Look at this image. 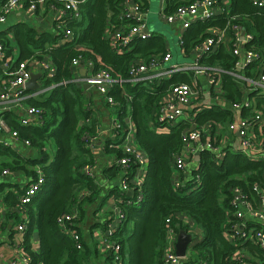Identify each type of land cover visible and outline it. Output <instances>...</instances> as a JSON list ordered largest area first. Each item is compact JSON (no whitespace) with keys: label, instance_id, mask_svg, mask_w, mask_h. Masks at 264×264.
Here are the masks:
<instances>
[{"label":"trees","instance_id":"1","mask_svg":"<svg viewBox=\"0 0 264 264\" xmlns=\"http://www.w3.org/2000/svg\"><path fill=\"white\" fill-rule=\"evenodd\" d=\"M7 1L0 0V8ZM34 1L37 0H24V7L28 8ZM66 1L45 0V5L63 9ZM126 1H82L78 5L77 15L73 11H66L51 32L39 33L26 24L17 25L12 30L20 48L19 61L33 57L41 60L43 55H47L56 68L54 76L45 79L40 89H47L41 94L50 92L47 99H39V94L28 100L29 104L44 110L41 125H19L17 117L7 113L12 128L18 131L22 141L30 142L31 150H37V157L0 147V172L4 168L23 170L34 180L37 177L36 167H41L43 172L42 189L38 197L26 206L28 224L23 240L24 251L31 257V264H163L167 220L170 219L176 231H187L193 236L190 245L194 252L186 258V264H233L235 262L231 261V256L241 245L232 243L225 235L232 226L230 223L236 221L230 214L233 192L236 187H241L256 200L253 186L260 184L264 187V160H252L244 153L229 148L224 150L225 155L219 160L217 153L206 150L200 154L197 167L191 174L186 171L176 173L172 157L183 149V138L187 131L192 128L205 130L218 146L220 135H216V130L234 120V111L227 104L212 102L195 114L193 122L188 119L169 125L158 122L157 112L171 87L180 83L193 84L192 72H176L170 77L147 82L115 84L110 90L115 106L100 95L119 121V127L114 128L115 139L105 146L106 152L116 157L106 171L109 179L115 181L109 194H103L96 176H88L84 171L86 165L92 168L96 165L91 145L97 135L98 119L86 112L88 97L86 89L77 83L79 72L72 66L73 60L83 56L84 60L94 63L95 72L107 70L114 78L127 79L131 64L148 63L168 52L167 44L159 34L135 41L132 49L123 53L112 46L108 30L110 26L121 24ZM134 1L142 12L150 7V0ZM165 1V13L170 14L194 0ZM232 1L231 14L225 15L219 26H241L247 34L253 35L251 45L264 54V7L256 6L252 0ZM211 19L198 20L197 28L208 27ZM66 34H70L72 40L62 42ZM208 37L200 38L186 33L182 39L184 53L192 54ZM0 42L6 45L8 54L13 55L7 34L0 35ZM237 60L232 52L220 48L212 56H203L200 63L221 67V95L225 103L232 107L249 97L252 106L243 109L242 114L252 115L254 104L257 109L264 110V95L252 90L246 97L236 76L230 73L236 72ZM243 72L245 76L254 78L260 70L254 64L244 68ZM129 117L135 130L136 145L149 159L142 185L144 200L140 205H121L125 219L111 235L112 240L120 245V250L117 253L113 250L102 251L98 241L87 243L82 231H85L83 225L90 232L93 228L104 229L107 220L99 219L94 227L84 220L94 203H98L96 214L109 197L124 199L131 196L130 192L122 189L120 179L125 169L116 162L124 155L121 145L129 133ZM137 171L138 165L133 163L128 170L132 185ZM178 181H181L180 185L176 186ZM45 192H49L46 197ZM132 195H137V189L134 188ZM10 198L15 205L21 202V196L11 194ZM73 211L78 212V218L67 223V228L77 230L80 240H74L60 227L62 216ZM22 221L19 217V223ZM191 223L199 230L192 231ZM36 229L40 236V252L33 248ZM241 247L259 251L256 244L247 243Z\"/></svg>","mask_w":264,"mask_h":264},{"label":"built area","instance_id":"2","mask_svg":"<svg viewBox=\"0 0 264 264\" xmlns=\"http://www.w3.org/2000/svg\"><path fill=\"white\" fill-rule=\"evenodd\" d=\"M85 0H67L65 8L61 9L62 14L66 11H73L75 15L78 12V5ZM258 7L264 6L263 0H252ZM216 3V0H194L189 5L179 6L173 13L166 14L167 21L173 23L179 19L185 20V18H197L200 21L208 20L212 17V6ZM46 4L45 0H37L32 2L28 9L31 12H36L40 7ZM24 0H8L0 8V24L6 23L9 16L19 8L24 7ZM144 13L140 11L139 4L134 0H127L123 14L121 16V26H110L108 30V38L112 46L119 52L123 53L126 50L132 49V44L139 40H146L153 36L149 32L147 24L144 21ZM125 23V24H124ZM189 19L184 21V28H188L191 25ZM60 27V26H59ZM234 37H233V53L237 56L236 62L237 69H240L247 65L257 64L260 72L257 75V79L245 76L246 83L256 85L255 88H251L254 91L259 92L260 95H264V54L258 51L251 42L254 40L253 35L247 34L244 29L239 25H233ZM70 34H66L69 38ZM221 42V36H211L206 38L202 44L197 48L198 54L196 55L195 64L192 67L187 66H171L166 68V64L173 58L170 52H167L163 57L153 58L148 63L140 62L133 63L129 68V77L124 79L123 77L114 78L112 74L107 70L94 71V63L89 60H84L83 56L75 58L72 62V66L77 72L80 68L90 69L89 76L85 78L87 84L94 86L99 94L112 106H115L114 98L110 95V90L115 84L122 85L126 81L132 83L147 82L154 79H161L170 77L176 72H191L196 70L198 73L206 74L211 84H221L220 73L222 69L212 66H204L200 63L203 56L213 55L217 51L218 44ZM47 58H49L47 56ZM45 58L44 60L28 59L24 61L15 60L13 55L8 54L6 45L0 42V144L6 148H16L14 143H21L26 147L30 146L29 141H22L17 130L13 129L10 125L7 113L17 115V112H23L24 117L19 118V125L22 126H39L42 124L44 110L40 107H36L28 103V100L38 97L39 94L44 93L47 89L37 90V92L30 93L27 91V83L31 80L35 73L33 63L39 64V69L43 71L42 85L45 79L52 78L55 74L56 68L54 65ZM232 75L237 76L235 72H230ZM67 82H63L66 84ZM55 86V85H54ZM51 86V87H54ZM195 84L180 83L174 84L170 92L163 99V102L157 112L158 122L164 125L176 124L181 120H191L193 122V116L189 112V108L192 104V99L197 92H195ZM235 108L246 107L250 108L251 104L245 102L243 104L236 103ZM254 118L250 119L244 117V119L237 125V131L240 136L241 152L248 158L256 160L251 155L254 142L252 138V132L254 128L264 120L263 113L258 112ZM182 118V119H180ZM129 122V121H128ZM11 123H14L11 121ZM129 133L124 137L121 148L123 150V156L117 159V163L123 167L124 174L121 177V186L124 192H130L131 196L126 198L115 199L118 207L117 223L118 226L125 219V213L121 205L133 206L140 205L144 200V192L142 185L144 182L145 174L138 172L147 166L148 160L144 153L131 144L134 139V128L132 123L129 122ZM119 127V121L114 120V128ZM9 139V140H6ZM95 138H93L94 140ZM92 140V142H93ZM183 149L173 155V163L177 174L183 172L188 166V162L200 155L206 150H211L217 153V158L221 160L225 153L219 150V147L214 143L210 135H206V131L202 129L192 128L184 134ZM114 147V146H113ZM262 159V158H261ZM260 159V160H261ZM264 160V159H263ZM135 163L138 165V174L131 184V178L128 173L130 166ZM37 177L26 188L25 193L21 196V202L18 204L19 208L24 212V219L16 229L18 235H25L28 216L26 213V206L30 204L39 194L44 183L43 172L41 167H37ZM85 173L88 176L94 177L95 173L90 165H86L84 168ZM4 174H8L5 170ZM181 181L176 183V186L180 185ZM137 189V195H132L133 190ZM253 190L256 194V200L250 197V194L246 193L241 187H236L231 199L232 210L230 214L236 218L235 223L231 224V227L225 232L226 237L232 242L240 244H256L259 248L257 258H252L250 253L242 250H237L231 256L233 264H264V187L260 184H255ZM244 210H247L249 214L255 217L261 225L255 227H249L246 224L244 218ZM78 218V212L73 211L65 214L60 219V227L68 234H70L74 240H80L81 236L77 230L73 228H67V223L74 222ZM168 221L167 237H166V249L165 254L162 257L163 264H179L182 260L176 253V243L179 232ZM117 231V226H111L109 230L102 234L101 237V250L108 251L113 250L119 252L120 245L113 241L111 235ZM119 257L117 256V259ZM22 264H31V257L28 254H24ZM205 264V263H204Z\"/></svg>","mask_w":264,"mask_h":264},{"label":"crops","instance_id":"3","mask_svg":"<svg viewBox=\"0 0 264 264\" xmlns=\"http://www.w3.org/2000/svg\"><path fill=\"white\" fill-rule=\"evenodd\" d=\"M156 1L157 0H150L149 9L146 12H143L145 17L144 21L147 24L149 32H151L152 34H159L164 38L167 44L168 52H170L173 56L170 62H172L174 59L173 50L171 49L172 45L170 41V35H173L175 37L174 45H179L181 47V50L183 52L182 56L184 59L191 57L196 59V55L199 52L195 50L190 55L184 53V49L182 47V39L185 37L186 33L191 36L198 35L200 38L204 37L205 35L209 37H211L212 35L213 36L220 35L221 42L218 44L217 51L218 49L222 48L225 50H229L230 52H232V54H234L233 53L234 24H230L225 28L219 26L220 22L225 18V15L229 16L231 14L230 12L232 8V2H233L232 0H216V3L212 6L213 15L211 17L212 19L210 20L211 24L208 27L197 28L196 22L199 20L198 17L185 18V20L189 19L192 22L191 25L188 27L190 28L192 26L189 30L188 28H184L183 24L185 20L183 19H179L173 23L167 21L165 17L166 1L165 0H159V2ZM153 3H155L156 5L159 4V8L156 9L154 14L151 16L152 17L151 20L149 19V12L152 9ZM63 16L64 14H62L61 9H58L51 5H44L40 7L36 12H31L28 8L22 7L14 11L9 16L6 23L0 24V35L2 34L8 35L13 48L12 54L14 57L17 55L19 59L21 54L20 48L16 39L13 36V31H12L15 26L20 24H26L36 29L39 33L51 32L55 29L56 24L60 23ZM243 19H247V18L243 17ZM157 20H160V22ZM120 23L121 24L119 26L122 25V22ZM165 23L170 24L169 30L166 28ZM65 40L68 41L72 40V36H69V38L66 37V39H64L62 42H65ZM216 52H214L213 54H215ZM43 56H44L42 58L43 60L47 58V55H43ZM31 59L40 62V60L35 57ZM47 59L49 62L52 63V59L50 57ZM33 64L35 70L34 74H41V78L38 80V84H40V87L37 90H39L42 86V77L44 76V73L42 70L39 69L40 68L39 64L35 62ZM181 66L192 67L193 65L184 64ZM247 66H244L240 69H237L236 67V72H235L236 74H238L236 78L242 89L245 91L246 97L248 95L247 93L252 92V89L255 88L256 86L249 83L247 84L244 79L246 74H244L243 70ZM215 67L221 69V67L219 66H215ZM81 70H86L85 74H82ZM90 72H91L90 69H88L87 67L80 68L78 73L77 83L81 84L86 89V95L88 97L86 102V106H87L86 112L88 113L90 112L91 115L96 116L98 119V126L96 129L97 135L91 145V150L96 159V165L93 168V170L96 176V181L100 184L101 189L103 190V194H109V191L113 187L115 181L114 179H109L110 176H108L106 171L115 162L116 157L113 156L112 153H107L105 150V146L108 141H111L116 137V134L114 133V120L116 119V115H115L116 113H114L111 108L109 109V107L106 106L97 89L94 86H91L86 83L85 78L89 76ZM191 72L193 73V84L195 83L194 76H196L197 77L196 85L199 86L201 95L204 96H202L203 98L199 99L200 97L197 96V94L194 95L192 99V104L189 108L190 114H192V116L194 117L196 113H198L202 108L211 105L212 102H222L224 104H227V106H229L234 111L233 113L234 120L223 126H219L218 129L216 130V135L217 136L220 135L218 147L219 150L223 153L224 150L227 148L233 151L241 152L240 136L237 131V125L244 119V117L252 119L257 114H259L258 112H262L264 117V110L257 109L254 104V108L252 109V113L254 112V114L252 115L250 114L246 116L243 115L242 111L243 109H246V107L235 108L234 106L235 104L231 107L230 104L225 103V100L221 95V84H211L206 74L197 73L198 75H195L193 70H191ZM257 77L258 76H255V79H257ZM37 90L31 91L27 89V91L30 93H34ZM245 102H249L250 104L253 103L249 97L246 98L240 104H243ZM16 114L17 115L15 116L17 117L16 118L17 121H19V118L25 116L23 112H17ZM129 120L130 117L128 118V121ZM251 135L255 146L251 151V155L257 157L255 158L256 160H260L261 158L264 159V120L263 119L262 122H260V124H258L254 128ZM133 137L134 139L132 140L131 144L137 147L135 141V130ZM13 145L16 148H12V149L21 151L24 155L26 154L33 158H36L38 155L37 150H31L29 147H26L21 143H14ZM0 147H4V146L0 144ZM144 155L149 161L147 155L145 153ZM196 167H197V156L188 162V166L186 167L184 172L186 171L187 174H191V171ZM37 169L38 168L36 167V173L38 171ZM147 169H148L147 167H144V169H141L138 172L140 173L143 172L142 174H145L146 176ZM5 170L8 171V174L6 175L4 174ZM33 181L34 179H32V177L29 176L28 173H26L23 170L13 171L10 170L9 168H4L0 172V264H22L21 259L25 254L24 246H23L24 237L22 238L21 235L20 236L18 235L16 227L23 222L22 220L24 219V212L19 208L18 204L16 205L13 204L15 201L13 202V199L10 198V195L15 194L16 196H22L25 193L26 188ZM97 205L98 203H94L93 208H90L88 210L87 217L85 218L84 221H86L89 226L92 225L94 227L95 224L99 221V219L102 221L107 220L108 222L106 221V228L104 229L93 228V230L90 232L87 229V226L83 225L85 231L83 230L82 234L85 241H87V243L89 244L90 242L98 241L99 247L101 249L102 234L106 233L112 225L115 227L118 226L117 223L118 207L116 205L115 198H111V197L108 198L104 207L95 214ZM262 207H264V205ZM243 214L245 220L247 221L246 222L247 226L255 227L261 225L259 220L251 216L247 210H244ZM19 217L22 221L21 223H19ZM191 226L193 229L192 231L199 230V228L194 223H191ZM241 245L243 246L245 244H241ZM241 245L239 246L240 248L238 247V250H242L244 252L250 253V256L252 258H257L259 253L258 250L252 251L249 248L241 247ZM33 248L36 252H40V236L38 233V229L34 231ZM193 252H194L193 248L190 245L187 256L185 257V259L182 258L179 264H186L187 261L186 258L192 255Z\"/></svg>","mask_w":264,"mask_h":264},{"label":"rangeland","instance_id":"4","mask_svg":"<svg viewBox=\"0 0 264 264\" xmlns=\"http://www.w3.org/2000/svg\"><path fill=\"white\" fill-rule=\"evenodd\" d=\"M156 2H159V0H157ZM159 8V4L158 5H156L155 3H153V5H152V9L150 10V12H149V19H151L152 20V15L154 14V12H155V10L156 9H158ZM150 21V20H149ZM157 21H159L160 22V20H157ZM165 26H166V28L169 30V28H170V24H168V23H165ZM157 31H158V29H157ZM174 36L173 35H170V41H171V45H172V47H171V49L173 50V54H174V59H173V61L172 62H170V63H167L166 64V68H169V67H171V66H175V65H184V64H188V65H194L195 64V59L194 58H186V59H184L183 58V56H182V54H183V52H182V50H181V47L179 46V45H174ZM18 59V56L16 55L15 56V60H17ZM191 67V66H190ZM193 72L195 73V75H198V74H203V73H198L196 70H193ZM198 73V74H197ZM202 76V75H201ZM194 82L196 83L197 82V77L196 76H194ZM194 83V84H195ZM198 86V85H197ZM195 92H197V96H199L200 98L199 99H201V98H203L202 96H204V95H201V91H200V88H199V86L198 87H196L195 89ZM50 95V92L48 91L47 93H45V94H41L39 97V99H41V100H45V99H47V97ZM180 119H182V118H180ZM147 166H148V163H147ZM146 166V167H147ZM49 194V192H46L45 193V197L47 196ZM54 198H55V196H54Z\"/></svg>","mask_w":264,"mask_h":264},{"label":"water","instance_id":"5","mask_svg":"<svg viewBox=\"0 0 264 264\" xmlns=\"http://www.w3.org/2000/svg\"><path fill=\"white\" fill-rule=\"evenodd\" d=\"M86 70H81L82 74H85ZM41 78V74H33L31 80L27 83L28 90H37L40 87L38 80ZM87 87V86H86ZM200 159V155L197 156V160ZM193 241V236L187 231H180L176 243V253L179 257L185 258L187 256L189 246Z\"/></svg>","mask_w":264,"mask_h":264}]
</instances>
